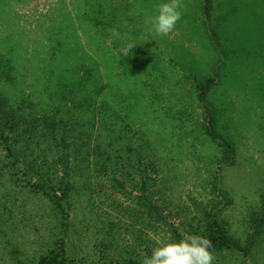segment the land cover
<instances>
[{"label":"rangeland","instance_id":"rangeland-1","mask_svg":"<svg viewBox=\"0 0 264 264\" xmlns=\"http://www.w3.org/2000/svg\"><path fill=\"white\" fill-rule=\"evenodd\" d=\"M163 2L0 0V264L142 262L214 222L213 264H264V0H183L157 36Z\"/></svg>","mask_w":264,"mask_h":264},{"label":"clouds","instance_id":"clouds-1","mask_svg":"<svg viewBox=\"0 0 264 264\" xmlns=\"http://www.w3.org/2000/svg\"><path fill=\"white\" fill-rule=\"evenodd\" d=\"M186 6L183 0H167L157 5L156 14L145 23L149 31L157 36H168L176 30ZM135 43H128L122 52L131 55ZM216 259L212 241L202 235H186L182 239H169L153 248L151 255H145L142 264H213Z\"/></svg>","mask_w":264,"mask_h":264},{"label":"trees","instance_id":"trees-1","mask_svg":"<svg viewBox=\"0 0 264 264\" xmlns=\"http://www.w3.org/2000/svg\"><path fill=\"white\" fill-rule=\"evenodd\" d=\"M210 4H211L210 0H204V12H205V15L207 16L209 13ZM210 83H212V80L202 81L197 84L196 89L198 91V94L201 100L205 97L204 91L206 88L204 87H207L208 85H210ZM11 113H15V111ZM10 117H11V114H10ZM56 127L60 129V132L63 135V138L66 137L68 127L65 125L52 126L53 129H56ZM208 129H209L210 135L213 137H216L212 130V119L211 118H208ZM209 228H210V235L208 238L212 241L213 248L214 247L215 248L229 247V237H228V232L225 226L218 224L217 222H214L213 224H211ZM57 257H58L57 254H55L54 252H51L49 256L42 257L39 264H57ZM130 264H142V262L132 260L130 261Z\"/></svg>","mask_w":264,"mask_h":264}]
</instances>
